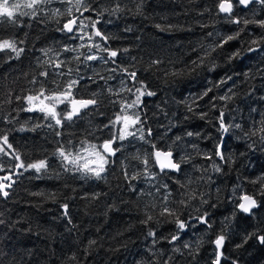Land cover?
<instances>
[{"label": "trees", "instance_id": "trees-1", "mask_svg": "<svg viewBox=\"0 0 264 264\" xmlns=\"http://www.w3.org/2000/svg\"><path fill=\"white\" fill-rule=\"evenodd\" d=\"M217 3L218 0H85L86 6L95 11L81 16L73 8V16L84 20L86 25L90 24L86 18L99 20L97 28L109 37L104 46L118 51L116 63L84 60L83 55L87 54L107 59V53L87 47L93 42L103 44L98 37L92 41L80 40L60 31L70 19L66 15L71 6L67 0L41 4L35 17L31 16V10L23 9L29 15H18L15 23L0 18V39H14L24 49L18 58L9 51L0 52V135H8L9 143L24 162L46 159L49 165L47 171L37 174L34 170L15 169L16 161L0 154V167L4 169L0 177L17 173L12 175L15 182L7 189L8 197L0 195V220L3 221L0 223V264H164L169 257H173L169 264H211L215 252L211 241L222 233L226 240L221 264H233V261L264 264V245L251 235H264V182L258 179L264 176V144L258 137H244V132L254 124L259 127L264 118V99H261L264 74L256 75L257 68H264V51H245L241 58L228 62L232 52L244 50L252 39L264 36V29L258 25L243 23L245 19H264V6L259 3L236 6L231 18L240 19L241 23L235 24L226 14L218 12ZM117 6L121 10L113 12ZM57 9L65 14H57ZM161 28L169 30L161 31ZM240 29L244 31L237 40L213 53L218 65L214 71L205 68L181 77L165 75L190 66L191 60L201 54L193 52L200 44L207 46ZM84 31L91 34L92 29ZM209 32L214 36L209 37ZM81 44L85 47L80 48ZM65 46L78 51L64 52ZM125 48L127 52L123 51ZM46 50H52L49 53L52 59L57 58L55 53H60L59 59L65 61L62 69L43 64L48 59L44 55ZM77 55H80L79 61L75 59ZM153 60L161 63L154 65ZM122 67L136 71L138 79L156 93L143 97L140 108L131 110L140 113L146 140L163 150L171 146L177 161L188 158L187 163L181 164L180 172L165 174L155 168L153 180L141 176L132 181L135 190L129 189L123 179L121 162L127 165L130 175L143 171V165L133 157L137 154L143 157L145 151L152 149L151 143L138 138L139 133L117 143L121 151L112 158L114 162L103 179L84 178L79 172L64 171L56 155L59 144L67 146L71 141L78 145L85 138L101 143L109 137L111 129L104 125L120 111L124 98L129 102L134 99L128 91H120L121 88L132 87L134 91L140 86L120 71ZM69 68L73 70L71 75H68ZM43 70L52 73L48 81L50 88H55L52 79L63 85L69 79L82 77L74 89L76 98L89 99L95 94L98 105L73 121H65L63 128L56 127L53 121H45L39 112L22 111L26 105L15 97L38 90L39 84L34 85L31 80L36 77L43 81L38 76ZM57 71L65 75H56ZM246 71H251L254 78L246 79ZM225 75L233 76L235 87L229 81L227 86L214 89L209 97L193 104V97ZM230 87L237 94L233 100H217V107L212 109L210 97L223 95ZM189 105L193 112L188 111ZM59 108L66 110L64 105ZM221 109L225 111L226 123H239L243 127V131L233 128L226 134L223 149L226 162L214 155L221 136L216 119ZM201 113L208 115L201 119ZM48 123L54 126L50 128ZM148 129L152 130L151 136H147ZM57 131L62 135L56 136ZM188 132L194 135L188 136ZM206 155L212 158L206 159ZM213 163L221 167L220 172L213 170ZM165 183L173 190L168 206L185 220L193 217L190 223L194 227L181 233L173 244L164 237L170 239L176 233L175 224L169 222L172 218L159 216L161 195L165 191L160 186ZM180 184L186 188H180ZM157 188L161 195L157 194ZM185 191H193L197 197L187 207L179 204L180 199L186 198L181 195ZM94 193L100 195L91 199ZM243 194L257 200V207L251 213L244 214L236 208ZM64 203L69 205V217L63 214ZM153 203L157 205L155 209L151 208ZM146 211L160 223L156 220L147 226L140 223ZM204 212L209 214L210 229L194 219ZM149 228L157 232L158 243L154 246L153 238L147 236ZM91 240L96 243L89 245ZM186 243L191 247L184 248ZM174 247L180 251L174 252Z\"/></svg>", "mask_w": 264, "mask_h": 264}, {"label": "snow or ice", "instance_id": "snow-or-ice-1", "mask_svg": "<svg viewBox=\"0 0 264 264\" xmlns=\"http://www.w3.org/2000/svg\"><path fill=\"white\" fill-rule=\"evenodd\" d=\"M51 3V0H0V18H6L8 21L15 23L16 17L18 15H29V12L23 11V9L31 10V16L35 17L37 14V10L41 4ZM67 3L71 5L67 9L66 15L70 17L64 24L63 28L60 29L62 32H66L69 34L70 38H76L80 40H84L87 38L88 41H92L93 37H98L102 43L93 42L87 45V47L91 49H95L96 52H105L107 53V59L104 57H98L96 54H87L83 55L84 60L86 61H95L97 59L104 60L105 63H116V57L118 56L117 50L109 49L104 45L107 44L109 37L104 35L99 28H97V24L99 20H92L90 17L86 18L90 20V24H85L84 20L80 19L79 17L73 16V8L76 11L80 12L81 16L83 13L91 11H95L90 6H86L85 0H67ZM259 3L260 5L264 6V0H218L217 8L219 13L226 14L230 18L231 23L240 24V19H233L232 14L234 8L238 5H243L247 7L250 4ZM121 9L117 6L113 9V12H119ZM57 14L64 15L65 13H60L59 9L56 10ZM103 13H99L98 15H102ZM245 25L250 23H254L258 25L260 28L264 29V19L260 20H252L249 21L247 19L243 20ZM91 28L92 32L89 34L87 31H84L85 28ZM157 27H160L157 25ZM161 31H166L169 29L161 28ZM244 31V29H240V31L236 32L234 35H227L224 37H220L214 41V43L209 44L207 46L200 44L198 48H194L193 52H199L201 54L197 55L196 59L191 60L190 66H186L185 69L179 71H172L170 73H165V75H170L172 77H181L183 75L195 73L197 69H207V71L212 72L214 71L218 65L213 58V53L217 51V49H223L226 45L229 44L231 41H235L239 38L240 32ZM78 33H82L79 34ZM218 36L219 34H215ZM209 37H213L214 34L209 32ZM80 48L85 47L84 44L79 46ZM9 51L14 53L15 56L18 58L23 53L24 49L19 48L17 46V42L14 39H0V52ZM52 50H46L44 55L48 57V59L43 61V64L48 65L51 68L56 70H60L63 68L65 61L59 59L60 53H55L56 59H52L49 53ZM64 52H71V51H78V49H73L70 47L65 46L63 49ZM124 52H127L128 49H123ZM247 53H255L257 51H264V36H260L258 38L252 39L250 41V46L246 49L241 50L237 49L236 51L232 52L230 56H228V62L231 63L232 61L241 58L244 55V52ZM11 58V57H10ZM77 61L80 60V55L75 57ZM160 60H153L152 64H160ZM210 65V67H209ZM119 67V65H117ZM72 69H68V75H71ZM112 71H116V69H112ZM120 71L123 72L133 84H139V87H135L134 91L132 87L124 88L122 87L120 91H128L134 96V99H131L129 102L127 98H124L120 102V111L114 115V118L109 120V123L104 125L105 128H110L111 132L108 138L103 139L101 143H94L91 140L85 138L79 142L78 145H73L71 141L68 142L67 146L64 144H59L56 148V155L61 159L62 166L64 167V171H75L79 172L82 177H94L95 179H103L105 173L108 171L110 164L114 161L112 160L113 157H116L117 153L121 151L120 147H117L118 142H123L127 140L129 137H136L137 133H139V139L145 141V143H151L150 141L146 140L145 137V129L143 127V121L141 115L138 111H131L134 109L140 108L142 104V98L145 96L151 97L155 96L156 93L154 91H150L148 86L138 79V74L136 71H129L127 67L120 68ZM264 74V68H257L256 75ZM56 75L64 76L65 73L62 71H57ZM39 77H43L44 80L40 81L37 80L36 77H33L31 80L32 84H39V89L35 91L29 92V94L24 96H16L15 99L17 101H22L26 107L22 108V111L27 112H39L42 114L43 119L45 121H53L56 127L63 128L65 121H73L74 118L80 117L84 114V111L96 107L99 103L98 99L95 97V94L92 98L83 99V98H76L74 94V89L80 84L82 77L80 78H73L67 80L63 85L57 83L55 79H52V83L55 84V88L48 87L49 78L52 76L48 70H43L38 73ZM246 79L249 77L254 78L251 71H246L244 73ZM91 79V78H90ZM229 81H233V87H235V82L233 80V76L225 75L222 76L218 81L211 82V86L207 87L199 96L193 97L192 102L196 104L198 100H204L205 97H209V94L215 90H220L223 87L227 86ZM123 83V81H122ZM110 93L113 92L111 88L108 89ZM115 95H119V93H113ZM237 94L233 91V88L230 87L224 92L223 95H214L211 96L209 99V103L212 109L217 107L215 101H224V102H231L233 98ZM11 96V94H9ZM264 99V97H261ZM11 103V99L8 100ZM2 103V101H0ZM115 103V101H112ZM64 105L66 110L61 111L59 106ZM199 105H197L198 107ZM188 111L193 112L194 109L191 105L188 106ZM255 111V110H253ZM208 114L201 113L200 118L204 119ZM219 127L217 131L221 133L219 138L220 142L215 145L214 155L218 157L221 161L226 162V158L224 155V147L226 146V134L230 133V131L235 129H240L243 131V127L239 123H226V115L225 111L221 109L219 111L218 117H216ZM52 123H48V127L54 126ZM40 125H37L39 127ZM139 126V127H137ZM56 136H61L62 133L57 131L55 133ZM152 135V130H147V136ZM188 136H193V132H188ZM195 135H199V133H195ZM244 137L251 139L252 137H258V140L261 144H264V118L261 119L259 122V127H256L255 124L251 127L248 131L244 132ZM177 140H180V137H176ZM255 143V142H253ZM249 147H253V144H249ZM151 151H145L143 157L139 154L135 155L133 159L138 161L140 164L143 165V171H137L133 174H129L127 171V165L121 162L122 164V172H123V179L128 182L129 189L135 190V185L132 184V181H137L144 176L147 180L151 181L155 178L156 172L154 171L155 168L159 169L160 173H170V172H180L181 164L187 163V157H181L180 161L174 159V154L171 149V146L168 147L167 150H163L158 148L154 143H151ZM0 154L5 156H11L13 160L16 161L14 168L15 169H23L24 171L34 170L37 174H41L48 170V162L46 159H38L31 163H26L22 160L21 156L13 149V145L9 143V138L7 134L0 135ZM206 159H211V156L206 155ZM213 170L215 172H220L221 167L218 164L213 163L212 165ZM0 171H4L2 167H0ZM17 173H13L12 175H16ZM12 175H4L0 177V195L3 197H8L9 192L7 189L12 187V184L15 182L12 179ZM261 182H264V176L258 178ZM8 181V183H5ZM176 183H180L176 181ZM256 183V181H253ZM160 188H163L165 191L163 194H160ZM157 188L156 192L158 195H161V207L159 211L160 217H170V223H174L176 227V233L171 235V238L167 239L169 244H173L178 239H180V234L185 232L188 228L194 227L190 221L193 217L189 216L187 220L183 219L181 215L177 214V211L173 208L168 206L170 201V197L173 194V190L170 186L165 183ZM180 188H186V185L180 184ZM143 195V190L140 192ZM151 195V193H148ZM34 195H44L43 193H34ZM100 193H94L91 196V199H96ZM182 196L186 198H182L179 200V204L185 207L189 206L190 202L196 199V195L193 191H185L181 193ZM203 193H201V196ZM239 204L238 208L243 213H251L253 209L257 207V200L254 199L250 195H242L239 197ZM202 203H208L207 200H202ZM112 207V206H110ZM147 207V206H146ZM157 205L153 203L151 208L155 209ZM61 208L64 209V216L69 217V205L64 203L61 205ZM199 211V209H197ZM208 213L204 212L203 215L196 216L194 219L198 221L200 225H207L210 229L211 224L208 220ZM156 220L157 223H160L157 220L156 216L153 214H149L147 211L145 212V219L141 220L140 223L144 224L145 226L149 225L150 222ZM71 223V219L68 220ZM0 223H3L0 220ZM252 236H255L259 242L264 245V235L257 236L256 233H252ZM148 237L153 238V246L158 243L155 239L157 237V232L149 228L147 232ZM226 240V236L222 233L218 235L215 240L211 241L215 245V252H214V259L212 260L211 264H221V259L224 255L222 249L224 247ZM96 241L91 240L89 241V245L95 244ZM190 244H185L184 248H190ZM239 247V245H238ZM174 252H179L180 249L174 247ZM74 258V257H73ZM195 258V256L193 257ZM173 257H169L168 260L164 261V264H169V261L172 260ZM233 264H236L233 261Z\"/></svg>", "mask_w": 264, "mask_h": 264}, {"label": "water", "instance_id": "water-1", "mask_svg": "<svg viewBox=\"0 0 264 264\" xmlns=\"http://www.w3.org/2000/svg\"><path fill=\"white\" fill-rule=\"evenodd\" d=\"M237 4H238V0H237ZM240 7H245V6H243V5H239ZM217 10H218V8H217ZM219 12V11H218ZM221 14H223V13H221ZM65 23V22H64ZM63 23V24H64ZM243 195H246V194H243ZM242 196V195H241ZM239 202H240V200H238V203H237V206H236V208H237V210L239 211V212H241L240 210H239V208H238V204H239ZM241 213H243V212H241ZM244 214H246V213H244ZM248 214V213H247Z\"/></svg>", "mask_w": 264, "mask_h": 264}, {"label": "rangeland", "instance_id": "rangeland-1", "mask_svg": "<svg viewBox=\"0 0 264 264\" xmlns=\"http://www.w3.org/2000/svg\"><path fill=\"white\" fill-rule=\"evenodd\" d=\"M3 177V176H2ZM5 183H8V181H5Z\"/></svg>", "mask_w": 264, "mask_h": 264}]
</instances>
